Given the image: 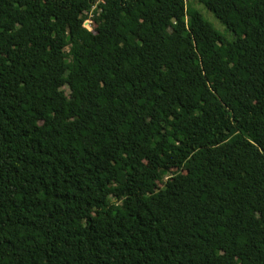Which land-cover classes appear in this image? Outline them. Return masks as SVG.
<instances>
[{
    "label": "trees",
    "instance_id": "1",
    "mask_svg": "<svg viewBox=\"0 0 264 264\" xmlns=\"http://www.w3.org/2000/svg\"><path fill=\"white\" fill-rule=\"evenodd\" d=\"M197 1L231 38L186 0H0V264H264V0Z\"/></svg>",
    "mask_w": 264,
    "mask_h": 264
},
{
    "label": "rangeland",
    "instance_id": "2",
    "mask_svg": "<svg viewBox=\"0 0 264 264\" xmlns=\"http://www.w3.org/2000/svg\"><path fill=\"white\" fill-rule=\"evenodd\" d=\"M188 2V4H190L191 6L195 7L200 14H202V16L209 22L211 23V25L218 30L221 34H223L226 38H231L232 37V33L230 31H228L224 25L213 15L211 14V12L206 9L203 4H201L199 1L197 0H186ZM85 24L88 25V18L86 17V19L84 20ZM64 90L65 92H67V88L64 86ZM178 171L183 172V170H177L176 168H170L169 172H168V176H171L175 173H177Z\"/></svg>",
    "mask_w": 264,
    "mask_h": 264
},
{
    "label": "built area",
    "instance_id": "3",
    "mask_svg": "<svg viewBox=\"0 0 264 264\" xmlns=\"http://www.w3.org/2000/svg\"><path fill=\"white\" fill-rule=\"evenodd\" d=\"M88 20H89V19H88ZM89 22H90V21H89ZM89 22H88V25H86L85 22H84V26H86L88 29L90 28Z\"/></svg>",
    "mask_w": 264,
    "mask_h": 264
}]
</instances>
